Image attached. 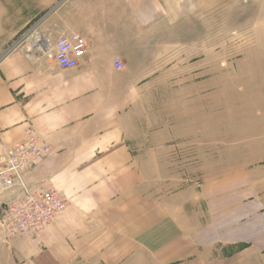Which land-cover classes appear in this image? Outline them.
<instances>
[{"label": "crops", "instance_id": "crops-1", "mask_svg": "<svg viewBox=\"0 0 264 264\" xmlns=\"http://www.w3.org/2000/svg\"><path fill=\"white\" fill-rule=\"evenodd\" d=\"M161 1L0 0V153L33 130L49 153L25 171V183L68 199L40 236L8 237L0 227V264H264V0L257 55L248 58L255 103L234 115L227 140L245 147L222 155L232 162L200 187L179 190L161 164L177 136L161 129L175 126L177 105L160 97L177 89L138 88L124 67L146 22L175 13ZM24 29L30 34L16 39ZM71 34L85 39V51L60 70L49 54ZM181 100L191 117L192 90ZM17 192L0 193V209Z\"/></svg>", "mask_w": 264, "mask_h": 264}, {"label": "rangeland", "instance_id": "rangeland-1", "mask_svg": "<svg viewBox=\"0 0 264 264\" xmlns=\"http://www.w3.org/2000/svg\"><path fill=\"white\" fill-rule=\"evenodd\" d=\"M260 3L263 1L162 0V7L175 13L146 22L145 39L137 42L138 47L129 48L124 67L135 79L136 87L177 89L175 97H160L176 100L177 105V112L170 113L175 126L161 129L175 131L177 135L163 146L173 148L172 152L168 151L170 158L161 160L171 187L178 190L200 187L203 179L232 162L227 158L218 160L222 155L227 157L234 147H245L227 140L231 139L234 115L248 114V104L255 103V95L248 93L256 91L258 81L247 71L248 58L257 55L259 16L256 9ZM26 32L24 29L16 39H23ZM241 59H244L243 65ZM241 68L246 74L240 73ZM260 83L263 85V81ZM184 89H191L193 93L191 117H188L189 104L183 107L181 100ZM206 91L207 109L204 101L202 107L200 102V94L204 98ZM240 91L247 94L240 95ZM146 98L158 99L159 95ZM163 105L172 109L173 104Z\"/></svg>", "mask_w": 264, "mask_h": 264}, {"label": "built area", "instance_id": "built-area-1", "mask_svg": "<svg viewBox=\"0 0 264 264\" xmlns=\"http://www.w3.org/2000/svg\"><path fill=\"white\" fill-rule=\"evenodd\" d=\"M31 33L40 36L35 29ZM85 46V39L78 34L61 36L54 41L49 56L60 70L73 69ZM39 48L46 50L44 41ZM114 65L118 69L123 66L119 59ZM48 153L49 147L33 130L27 132L24 140L0 153V193L18 191L15 198L0 209V227L8 237L40 236L68 205L67 197L57 188L31 189L24 181L25 171Z\"/></svg>", "mask_w": 264, "mask_h": 264}]
</instances>
